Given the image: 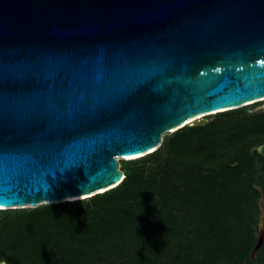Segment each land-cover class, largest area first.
I'll use <instances>...</instances> for the list:
<instances>
[{
    "label": "water",
    "instance_id": "95a60500",
    "mask_svg": "<svg viewBox=\"0 0 264 264\" xmlns=\"http://www.w3.org/2000/svg\"><path fill=\"white\" fill-rule=\"evenodd\" d=\"M262 61L264 0H0V210L115 188L119 159L264 98Z\"/></svg>",
    "mask_w": 264,
    "mask_h": 264
},
{
    "label": "trees",
    "instance_id": "16d2710c",
    "mask_svg": "<svg viewBox=\"0 0 264 264\" xmlns=\"http://www.w3.org/2000/svg\"><path fill=\"white\" fill-rule=\"evenodd\" d=\"M227 113L230 112L216 116ZM219 135L218 131L210 133L194 127L176 131L165 143L177 163H190L186 169L188 174L181 176L174 168L166 167L164 180L157 185L153 176L143 171L130 172L118 186L88 201L64 202L22 212L19 218L23 225L17 232L18 240L8 244L0 241V261L7 264H91V259L86 257L88 249L94 250L104 243L113 246L112 252L119 253L123 247L117 249L113 244L122 243L123 235H134L137 242L153 225L154 216L159 218L161 233L177 237L181 229H188L193 231L196 241L188 246L190 251L184 256L180 255L184 252L182 245L173 247L171 243H162L164 246L154 255L147 259L139 256L130 264H160L162 251L169 248L176 249L172 264H242L243 260H250L256 240L243 230L251 221L253 207L247 190L240 183L251 168V160L261 156L237 153L236 158L215 164L212 153ZM158 151L137 160L120 162L119 168L146 164ZM202 166L207 167L208 174L200 171ZM170 176L184 177L182 186L173 184ZM166 187L170 188L168 192ZM99 203L106 206L101 208L105 215L97 216L94 228L80 230L77 225L80 218L88 219L93 212L75 214L70 208L96 207ZM11 213L0 212V215L9 217ZM148 218L151 224L147 226ZM137 246L141 253V243Z\"/></svg>",
    "mask_w": 264,
    "mask_h": 264
},
{
    "label": "rangeland",
    "instance_id": "374dc122",
    "mask_svg": "<svg viewBox=\"0 0 264 264\" xmlns=\"http://www.w3.org/2000/svg\"><path fill=\"white\" fill-rule=\"evenodd\" d=\"M229 112L230 113H227L223 116H205L204 118L200 119L204 121V123L200 126H195L201 127L204 131H209L210 133H213L214 131L220 132V135L217 138L218 144L212 153L215 159L214 163H218L221 160L227 161L229 159H234V157L236 158L237 153L246 152L253 154L254 150L259 151L260 147L264 146V117H261L262 115H258L263 114L264 116V101ZM193 124H195V122ZM189 128L194 127L186 126L180 130L187 131ZM174 133L175 132L168 133L163 136V141L159 147V151L154 157L149 159L146 164L130 167L129 169H121L123 175H127L130 172L143 171L146 175L153 176L154 182L158 185L164 180L163 171L166 167L170 166L171 169L174 168V171L181 176L183 174H188L186 169L189 168L190 163H177L173 157V154H171L165 147V143L169 140V138H171L172 135H174ZM257 154H259L261 158L251 160V168L243 175L240 183V186L247 190V195L250 197V205L253 207L251 221L247 224V228H245L243 231L251 234L253 240H256V242L258 240L259 232L263 226L264 220V155H262L260 152ZM118 161L119 163L128 162L130 159H119ZM206 168V166H202L200 171L208 174L209 171H207ZM170 178H172L171 181L174 182L173 184L182 186V180L184 177L182 179H175L174 177L170 176ZM169 190L170 188L166 187V191L168 192ZM85 200L88 201L89 199ZM261 204L263 208L261 207ZM51 205L55 204L40 205L35 208ZM35 208L24 207L16 210L0 211L12 212L9 217L0 215V241H7L8 244L9 242L15 240L17 238V232L19 231L20 226L23 225V222H20L21 220L19 215L22 214V212L31 211ZM101 208H106V206L104 207L99 203L96 207H71L70 210L75 214L89 212L90 210L93 212L90 218L86 219L87 217H81L80 222L77 223V225H79L78 228L85 231L87 230V227H95L94 221H96L97 216L102 217L105 215V212H103ZM153 219V225L148 228L149 234L148 231L145 230L142 238L137 240V242H135L134 235H123L124 239L122 243L118 244L117 242V244H113L116 245L115 248L117 249L123 247L119 253L112 252L114 251L112 250L113 246L110 247L104 243H101V245H99L98 248L94 250L88 249L86 257L91 259V264H120L121 262L130 264V262H134V260L139 256L147 259L148 257L154 255L157 249H160L161 246H164L162 243H171L174 245L173 247L182 245L184 247V252L180 253L181 256H184L190 251L188 250V246H192V243L196 241L192 230L187 229V231H184V229H181L179 231V235L177 237H173L168 233H161L159 230V218L154 216ZM147 220L148 224L146 225L148 226L151 224V219L148 218ZM16 240H18V238ZM138 243H141V250L143 253H140V250L137 248ZM175 251V248L163 250L161 253L160 264H172V257L174 256ZM251 252L249 254L250 260H243L242 264H253L254 261H257L258 264H264V244L262 248L256 252L254 261L251 260Z\"/></svg>",
    "mask_w": 264,
    "mask_h": 264
},
{
    "label": "bare ground",
    "instance_id": "6f19581e",
    "mask_svg": "<svg viewBox=\"0 0 264 264\" xmlns=\"http://www.w3.org/2000/svg\"><path fill=\"white\" fill-rule=\"evenodd\" d=\"M264 101V98H262V99H260V100H257V101H255V102H252V103H249V104H254V103H257V102H263ZM220 111H222V110H220ZM215 112H213V113H210V114H214ZM207 115H209V114H201V115H198V116H195L194 118H192V119H190L187 123H189V124H191V123H194V122H196L197 120H200L201 118H204L205 116H207ZM184 126V125H183ZM153 151H155V149L154 150H151L150 152H153ZM149 153V152H148ZM140 156H135V157H127V158H125V159H135V158H139ZM124 177V176H123ZM122 177V178H123ZM70 201H73V200H70Z\"/></svg>",
    "mask_w": 264,
    "mask_h": 264
},
{
    "label": "clouds",
    "instance_id": "9594fccd",
    "mask_svg": "<svg viewBox=\"0 0 264 264\" xmlns=\"http://www.w3.org/2000/svg\"><path fill=\"white\" fill-rule=\"evenodd\" d=\"M137 160V159H136ZM119 170H120V168H119ZM124 177L120 180V182L119 183H121L122 182V180L125 178V175H123ZM103 194V193H102ZM81 201V200H80ZM72 202V201H71ZM74 202V201H73ZM76 202V201H75ZM1 211V210H0ZM3 211V210H2ZM0 264H7V262L6 261H0Z\"/></svg>",
    "mask_w": 264,
    "mask_h": 264
},
{
    "label": "snow or ice",
    "instance_id": "6c2138e0",
    "mask_svg": "<svg viewBox=\"0 0 264 264\" xmlns=\"http://www.w3.org/2000/svg\"><path fill=\"white\" fill-rule=\"evenodd\" d=\"M262 63H264V61H262Z\"/></svg>",
    "mask_w": 264,
    "mask_h": 264
}]
</instances>
